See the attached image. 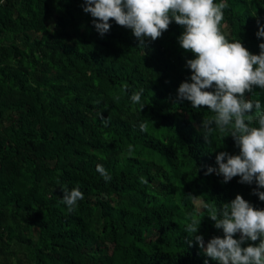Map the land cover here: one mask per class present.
Wrapping results in <instances>:
<instances>
[{"label": "trees", "instance_id": "1", "mask_svg": "<svg viewBox=\"0 0 264 264\" xmlns=\"http://www.w3.org/2000/svg\"><path fill=\"white\" fill-rule=\"evenodd\" d=\"M225 2L221 31L259 55L264 0ZM84 6L0 0V264H219L185 232L186 214L202 219L196 235L206 247L224 233L205 204L219 210L241 195L264 210L253 194L264 189L217 175L216 156L239 147L218 130L206 142L203 122L214 113L178 99L195 59L179 43L184 27L173 21L141 45L110 20L101 37ZM245 98L264 107V89ZM209 167L217 171L206 175ZM65 187L84 195L72 212L61 202Z\"/></svg>", "mask_w": 264, "mask_h": 264}, {"label": "clouds", "instance_id": "2", "mask_svg": "<svg viewBox=\"0 0 264 264\" xmlns=\"http://www.w3.org/2000/svg\"><path fill=\"white\" fill-rule=\"evenodd\" d=\"M85 5L83 11L91 14L101 37L110 31V20L131 29L141 45L146 39L160 38L173 21L184 27L179 43L195 59L186 61V67L193 74L191 82L186 80L179 86L178 99L190 101L197 109L205 106L214 113L212 117L205 116L203 122L206 142L211 143L210 137L218 130L221 134L229 133L239 147V155L220 152L216 156L217 175H222L225 183L239 176V183L255 182L258 189H264V107L259 99L245 98L254 87L264 89V43L259 45L260 54L255 55L239 39H227L220 27L228 7L225 0L219 3L216 0H85ZM257 37H264V26L259 28ZM143 92L141 88L131 94L133 104L141 103ZM101 120L104 121L102 116ZM147 128V121L139 123L140 131ZM132 151L133 147L129 146V155ZM96 170L106 182L112 179L102 164H97ZM216 171L209 167L205 174ZM140 182L148 183L144 177ZM62 190L61 202L69 212L74 211L84 199L83 192L79 187ZM253 194L264 201V191ZM187 197L193 202L201 198ZM205 207L215 227L223 230V238L213 237L205 247L203 236L196 235L202 219H197L195 214H186L185 232L189 237L194 236L206 256L219 264H264V210H257L241 195L219 210L215 201L206 203ZM237 233H240L239 239L234 238ZM248 240L259 243L242 247ZM188 243L191 247V240Z\"/></svg>", "mask_w": 264, "mask_h": 264}]
</instances>
